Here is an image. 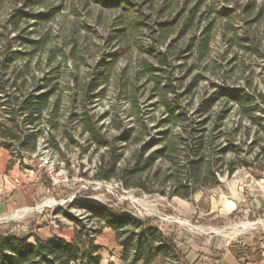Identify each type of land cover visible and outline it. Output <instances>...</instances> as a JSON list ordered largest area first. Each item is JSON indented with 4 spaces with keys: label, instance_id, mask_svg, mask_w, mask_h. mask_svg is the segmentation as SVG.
<instances>
[{
    "label": "rangeland",
    "instance_id": "obj_1",
    "mask_svg": "<svg viewBox=\"0 0 264 264\" xmlns=\"http://www.w3.org/2000/svg\"><path fill=\"white\" fill-rule=\"evenodd\" d=\"M139 3L145 18L144 27L124 36L120 32L132 14L104 9L95 0H57L46 6H32L34 12H41L63 4L62 11L51 23L29 29L31 39L39 42L32 72L39 79L50 72L58 78L61 124L45 128L36 154L27 156L23 152L21 157L9 152L11 159L5 174L11 176L10 188L35 185L39 173L46 169H54L64 183L55 187L57 194L53 197H48L47 190L40 187L43 195L36 203L0 215L1 230L42 224L46 216L54 226L63 228L68 223L73 224L65 213L83 218L85 211L81 206L87 203L112 206L139 218L155 219L162 230L187 242L195 254L200 250L206 252L213 245L226 247L244 237H258L259 231L264 229V205H261L264 204V162L255 166L249 164L259 152L255 146L245 147L249 153L241 160H234L232 155L224 157L218 163L219 184L211 189L210 180L203 179L204 187L190 199L173 196L170 183H166L170 172L164 159L156 160L141 180L134 179L143 183L144 188L126 189L118 178L109 182L96 179L103 161L115 163L118 173L131 167L150 138L159 139V132L165 129L161 125L165 118L162 98L140 67L142 63L154 62L145 50L163 51L166 47L162 43L163 36L156 33L158 22L178 19L168 39L171 40L191 18L190 29L179 44V50L185 47L188 51L184 55L189 57L188 64L182 66L183 62L175 61L172 63L175 68L169 69L171 74L166 76L171 85L176 86V94L168 95L169 100L179 98L182 105H191L190 110L195 111L204 99L210 98L214 89L222 86L251 84L264 92V75L259 63L238 47L229 49L225 42L233 38L228 32L238 31L241 35L244 28H248L250 38L264 39V22L250 24L258 9L264 8V0H140ZM249 5L254 9L251 15L244 13ZM21 6V0H3L1 19ZM225 9L236 12L229 18L224 16ZM208 23L212 24V42L207 57L200 61L196 43ZM178 55V49L172 53L173 58ZM104 60L113 65L107 73V81L95 92L99 95L96 104L88 108L92 119L88 123L100 137L96 141L84 124L72 122L70 118L82 110L83 90L90 86L88 83L96 84L99 80L97 70ZM197 78L199 85L192 94H187ZM226 123L229 129L249 125L238 114L231 115ZM131 128L134 132L127 133ZM149 131L151 136H148ZM125 133L128 141H118ZM135 135L141 138L139 144L133 143ZM257 138L258 135L252 133L247 146ZM159 146L143 153L142 164ZM229 165L235 168L231 175L227 173ZM68 189L64 195V190ZM244 223L252 224L251 229L234 234V227ZM98 242L106 249L103 254L114 252L116 241L111 231H105ZM153 264L171 263L159 258Z\"/></svg>",
    "mask_w": 264,
    "mask_h": 264
},
{
    "label": "trees",
    "instance_id": "obj_2",
    "mask_svg": "<svg viewBox=\"0 0 264 264\" xmlns=\"http://www.w3.org/2000/svg\"><path fill=\"white\" fill-rule=\"evenodd\" d=\"M55 1L57 0H21L22 6L13 8L5 19H1L0 15V150L5 149L11 155L18 154L23 157V152L27 156L36 154L39 139L45 128L49 125L59 127L61 124L58 78L54 76V72H50L39 79L32 72L31 67L37 57L39 42L32 40L29 33L32 26H46L51 23L63 9L62 4L34 12L32 6H46ZM95 1L104 9L132 14L131 18L126 19L121 35L144 27L145 18L140 0ZM2 4L3 0H0V11ZM253 10L249 5L244 8V13L251 15ZM224 12V16L230 18L236 10L225 9ZM255 17L250 24L260 25L264 22L263 6L258 9ZM190 22L191 18H188L184 28L171 40L168 39L175 31L178 19L158 22L156 33L163 36L162 43L166 47L163 51L145 50L154 62L140 65L149 83L159 91L162 98V114L165 116L161 120L165 129L159 132L160 138L151 137L149 143L143 147V153L158 144L159 149L143 164L142 153L131 167L119 172L122 175L118 173L115 163L106 164L103 161L96 176L97 180L109 182L118 178L126 189L144 188L139 180L156 160L164 159L170 172L166 183H170L173 196L190 199L204 187L203 179L210 180L211 189L219 184L221 170L218 163L223 161L224 157L232 155L234 160H241L244 154L249 153L245 151V147L255 146L259 148V152L249 164L255 166L256 163L264 162L263 91L253 88L251 84L222 86L214 89L210 98L204 99L195 111L190 110L191 105H182L179 98H167L170 94H176V86L171 85L166 77L171 74L169 69L175 68L172 63L183 62L182 66L188 64L189 57L184 56L188 51L185 47L179 50V44L183 35L190 29ZM211 30L212 24L208 23L202 31L201 39L197 40L200 61L207 57L212 42ZM228 35H233V38L225 40L228 48L238 47L243 53L253 57L264 75V39L254 36L250 38L248 28H244L241 35L238 31L228 32ZM177 49L179 55L173 58L172 53ZM112 65L113 62L106 60L99 64L96 78L99 80L96 84L88 83L90 86L83 90L82 110L70 118L72 122L84 124L87 133L91 137L95 136L96 141L100 137L98 131L89 125L92 119L88 108L96 104L99 95L95 92L107 81V73ZM243 71L245 74L246 70ZM199 82L197 78L188 88L187 94H192ZM233 114L247 120L249 125L243 129H229L226 121ZM143 127L148 129L146 124H143ZM129 132H134V129H129L127 133ZM127 133L118 141H128ZM252 133L257 134L258 138L247 146ZM148 136H151L150 131ZM132 139L134 144L141 142L137 135ZM234 171L233 166L227 167L229 175ZM37 186L46 189L48 197L57 194L52 181L44 173ZM68 192L69 189L64 190V195ZM81 207L85 211L83 218L65 213V217L75 226V236L71 240L58 237L42 240L33 233L39 228L36 224L24 227L21 233L14 228L9 231L0 229V264H101L103 248L97 240L104 229L115 232L116 242L122 248L123 264H153L159 258L169 260L171 264H189L187 253L179 246L176 236L162 230L155 219L139 218L107 205L87 203ZM31 238L33 241H30ZM231 249L238 258L243 256L238 246H231Z\"/></svg>",
    "mask_w": 264,
    "mask_h": 264
},
{
    "label": "crops",
    "instance_id": "obj_3",
    "mask_svg": "<svg viewBox=\"0 0 264 264\" xmlns=\"http://www.w3.org/2000/svg\"><path fill=\"white\" fill-rule=\"evenodd\" d=\"M11 156L6 150H0V215H5L11 213L13 210H17L20 207L30 206L37 202V199L43 194L40 193V187L33 185L30 187L22 188H10L9 181L11 179L10 175H6L7 165ZM16 169V166L14 167ZM16 171H14L15 173ZM37 190L39 192H37ZM261 205H264L261 203ZM253 207H256L255 205ZM258 208V206H257ZM51 218L43 217L42 224L37 223L39 228L33 231L34 234H37L42 240H49L53 238H64L71 240L75 236V226L71 223L66 224L67 226L59 228L58 226L52 227ZM24 227L16 226L14 230L18 233H21ZM11 230L10 228L6 231ZM105 231H111L115 237V232L111 229H104L102 235L98 238L97 243L102 246V263L101 264H123L121 260L122 248L116 242V246L113 248L114 252L111 254H103L106 252L103 244H100L98 241L103 237ZM179 246H182L187 253V261L189 264H264V260L260 259L256 254L257 247V237L253 238L251 236L244 237L222 247L219 245H213L206 252L200 250L198 254H195L187 242H184L183 239L178 238ZM33 239V238H31ZM30 239V241H31ZM33 241V240H32ZM231 246H238L241 250L243 256L238 258L231 249ZM111 252V250H110ZM201 253V254H200Z\"/></svg>",
    "mask_w": 264,
    "mask_h": 264
},
{
    "label": "built area",
    "instance_id": "obj_4",
    "mask_svg": "<svg viewBox=\"0 0 264 264\" xmlns=\"http://www.w3.org/2000/svg\"><path fill=\"white\" fill-rule=\"evenodd\" d=\"M42 173L48 176V178L52 181L53 186L55 187L60 186L64 183L61 176L54 172V169H46L39 173V177L36 180L35 185L40 182ZM257 240L258 242L256 247V254L260 259L264 260V229L259 231Z\"/></svg>",
    "mask_w": 264,
    "mask_h": 264
},
{
    "label": "bare ground",
    "instance_id": "obj_5",
    "mask_svg": "<svg viewBox=\"0 0 264 264\" xmlns=\"http://www.w3.org/2000/svg\"><path fill=\"white\" fill-rule=\"evenodd\" d=\"M251 227H252V224H250V223L240 224V225H237V226L234 227L233 233L238 235V234L248 230L249 228L251 229ZM224 236H227V235L225 234Z\"/></svg>",
    "mask_w": 264,
    "mask_h": 264
}]
</instances>
